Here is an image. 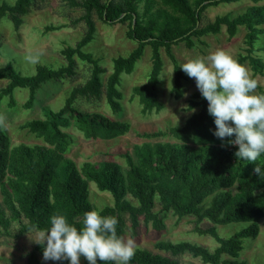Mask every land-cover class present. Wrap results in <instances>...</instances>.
Segmentation results:
<instances>
[{"label":"trees","instance_id":"1","mask_svg":"<svg viewBox=\"0 0 264 264\" xmlns=\"http://www.w3.org/2000/svg\"><path fill=\"white\" fill-rule=\"evenodd\" d=\"M31 1L1 2L0 21L7 17L17 30ZM68 1L83 9L79 19L86 29L75 46L61 50L64 64L57 68L37 65L32 75H22L12 63L0 66V79L7 81L0 88V102L7 97L9 107H13L14 89L27 88L25 108L32 107L42 84L75 74V57L89 66L86 81L68 91L58 110L43 107V118L28 119L21 124V128L33 133L42 143L12 146L4 127H0V233L10 235L9 229L14 223L16 237L31 230H47L49 218L54 213L65 215L70 223L80 227L83 213L95 209L103 216L118 219L119 236L124 237L129 230L134 238L141 221L156 230L164 229L163 219L166 212L171 211L178 218L195 217L194 230L211 235L217 246L210 250L187 240H158L154 243L155 248L166 254L136 247L130 264H179L177 257L184 253L208 264H245L238 260L243 249L242 238L257 236L261 220L264 226V179L254 172L256 164L264 170V154L255 163L241 160L235 155L238 145L229 143L235 139V134L224 140L216 137L214 117L209 115L208 101L201 93L192 94L188 108L198 106L199 110L181 126L169 127L165 132L137 133L144 141L135 143L132 153H121L126 168L111 160L87 161L77 166L65 156L72 140L63 130L73 125L87 139H112L125 134L128 122L79 110L76 100H100L104 95L111 111L119 112L122 93L117 85L120 75L134 69L144 47L149 45L152 66L144 84L133 87V96H137L143 112L161 108L157 99L162 70L160 48L166 50L173 62V91L180 97L182 73L171 46L185 42L191 47L193 37L215 34L221 26H225L228 36L232 37L238 26H244L246 42L252 49L257 35L263 31L264 5L257 4L260 0H250L254 4L242 13L234 17L218 16L201 25L202 13L209 5L238 0ZM155 4L157 7L154 8ZM93 15L106 23L127 22L126 35L137 43L127 56L113 59L112 71L104 82L101 78L104 68L90 52L83 50L96 32ZM247 57L254 72L260 71L262 64L258 58L241 55L236 60L241 64ZM259 92L264 94L262 89ZM89 182H93L99 191L108 192L112 204L96 208L89 200ZM156 201L159 208L154 210ZM205 219L211 225L203 228L199 224ZM238 221L248 222V226L228 237L219 236L217 225ZM40 256L43 257V246L35 243L27 252L26 264H40ZM80 259L89 264L83 256ZM49 261L70 264V260ZM98 264L103 262L98 261Z\"/></svg>","mask_w":264,"mask_h":264},{"label":"rangeland","instance_id":"2","mask_svg":"<svg viewBox=\"0 0 264 264\" xmlns=\"http://www.w3.org/2000/svg\"><path fill=\"white\" fill-rule=\"evenodd\" d=\"M4 1L14 2V0H0V3ZM253 4L250 0L211 4L202 13L200 24L212 22L218 16L234 17ZM257 4L264 5V0H260ZM155 7H157L156 4ZM82 13V8L71 5L68 0H32L29 11L23 15V21L17 30L7 17L2 18L0 21V66L12 63L22 75H32L35 73L37 65L57 68L64 64L66 61L61 50L66 46H75L86 29L84 22L79 19ZM93 18L96 32L93 39L83 47V50L90 52L98 60L99 65L104 68L105 71L101 74L104 82L107 75L112 71L113 59L127 56L137 43L126 35L127 22L106 23L96 15H93ZM261 28L263 31L257 35L252 49H249L246 42L247 29L244 26H238L232 37L228 36L225 26H221L219 32L215 34L209 33L199 38L193 37L191 47L185 42L173 44L171 52L182 73L180 97H176L173 91L175 75L173 62L166 50L161 47L162 70L157 85V99L161 103V108L152 109L150 112H143L137 96H133V87L144 84L152 66V50L149 45H146L134 69L130 73L120 75V81L117 85L122 93L119 112L111 111L104 95L100 100L85 101L79 99L75 102L79 110L100 113L109 119L128 122V131L112 139H87L82 132L72 125L63 130L70 134L72 140L65 156L72 159L77 166L87 161L97 163L102 160H111L119 163L122 168H126L125 158L121 156V153L126 151L132 153V146L144 141L143 138L137 136V133L165 132L169 127L181 126L191 114L199 110L198 106L188 108L192 94L200 93V91L196 86L195 79L189 78L180 65L189 59L206 57L210 52L217 49L227 51L235 59L241 55L260 59L262 66L257 72L252 69L248 57L241 65L245 66L250 75L257 80L256 92L261 94L259 89L264 90V25ZM33 59L37 62H33ZM75 59V74L61 80H51L42 84L36 92L31 108L23 106L28 98L27 88L14 89L15 105L13 107H9L7 97L1 100L0 118H3V127L12 146L21 143H42L33 133L21 128V124L28 119L43 118V107L58 110L63 105L68 91L86 81L89 75V66L79 58L75 57ZM6 83L5 79H0V88ZM163 139L165 140L167 137ZM88 189L89 200L96 208L112 204L111 195L108 192L99 191L93 182H89ZM209 199L205 201V204L208 203ZM158 208L159 204L156 201L154 210ZM163 223L165 228L156 230L151 224L144 225L141 221L137 236L132 238L129 230H127L124 238L132 239L135 242V248L141 247L161 254L166 253L157 250L154 246L158 240L172 242L187 240L206 246L210 250L217 246V242L211 235L199 234L194 230L195 217L193 216L178 218L169 211L166 212ZM208 225L211 223L206 219L199 224L203 228ZM247 226L248 222L245 221L230 222L217 225L216 230L219 236L228 237ZM9 231L11 232L10 235L0 233V264H26L27 252L36 243L33 239L38 238L39 232L31 230L16 237L14 236L15 223ZM242 245L243 249L239 253L238 260L244 261L245 264H264V226L262 220L259 222L257 236L243 237ZM39 259L41 260L40 264H66L44 260L41 256ZM177 259L179 264H208L203 263L197 257H192L189 253H184ZM80 264L87 263L80 259Z\"/></svg>","mask_w":264,"mask_h":264},{"label":"clouds","instance_id":"3","mask_svg":"<svg viewBox=\"0 0 264 264\" xmlns=\"http://www.w3.org/2000/svg\"><path fill=\"white\" fill-rule=\"evenodd\" d=\"M31 59V58H30ZM33 62H37L33 59ZM196 81L202 97L208 101V113L214 117V135L221 140L235 134L230 144L241 160L257 162L264 154V94H257L258 82L232 55L223 49L206 57L193 58L180 65ZM4 126L0 118V127ZM254 172L264 179V170L256 164ZM50 227L33 239L43 246L44 260H70L80 264L83 256L89 264H130L135 242L117 233L118 219L103 216L95 209L83 213L80 227L63 214L50 216Z\"/></svg>","mask_w":264,"mask_h":264}]
</instances>
